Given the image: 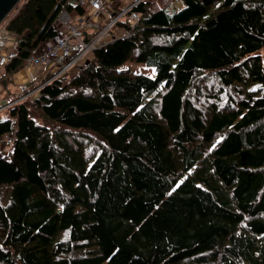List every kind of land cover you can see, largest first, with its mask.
Segmentation results:
<instances>
[{
    "label": "trees",
    "instance_id": "16d2710c",
    "mask_svg": "<svg viewBox=\"0 0 264 264\" xmlns=\"http://www.w3.org/2000/svg\"><path fill=\"white\" fill-rule=\"evenodd\" d=\"M62 10L86 5L22 0L6 17L11 97ZM131 11L123 35L0 111V264H264V0Z\"/></svg>",
    "mask_w": 264,
    "mask_h": 264
},
{
    "label": "built area",
    "instance_id": "2783aa9c",
    "mask_svg": "<svg viewBox=\"0 0 264 264\" xmlns=\"http://www.w3.org/2000/svg\"><path fill=\"white\" fill-rule=\"evenodd\" d=\"M86 1L89 9L82 14L72 16L62 10L55 21L54 36L43 41L40 49L26 59L25 68L33 71L32 80L36 84L30 88L26 81L18 83L17 91L20 97L17 100L34 97L49 80L83 64L95 49L105 45L117 21L127 17V20L133 23L138 19L139 15L131 9L142 0H135L121 7L117 13L112 10L109 0H80L81 3ZM88 30L93 31L92 35ZM18 55V37L7 30L3 21L0 24V66L7 65ZM38 74H44L42 79L48 74L51 75L40 81L36 78ZM14 102L5 103V107Z\"/></svg>",
    "mask_w": 264,
    "mask_h": 264
},
{
    "label": "crops",
    "instance_id": "0c3cea01",
    "mask_svg": "<svg viewBox=\"0 0 264 264\" xmlns=\"http://www.w3.org/2000/svg\"><path fill=\"white\" fill-rule=\"evenodd\" d=\"M119 1L122 2L120 5V7H121V6H125V5L129 4L133 0H119ZM88 31H89V33L93 32L92 30H88ZM123 31L124 30L122 28L117 27L114 31L111 32L110 40H112L114 37H119V36L123 35L124 34ZM90 35H92V33ZM39 49H40V47H39ZM43 75L44 74H38V75H36V78L42 79ZM33 78H34L33 77V71L31 69H26L24 67L21 70H19L18 72H16L12 77L13 87L10 88V90H12L14 93L13 96H15L17 94L16 86L18 83L23 82V81H32ZM13 96L11 97L10 91L7 92L6 90H4L3 88L0 87V111L1 112L5 111L6 107H4V104L6 102H9L13 98ZM5 142H4V138L1 139V141H0V155L3 152H6V143Z\"/></svg>",
    "mask_w": 264,
    "mask_h": 264
},
{
    "label": "rangeland",
    "instance_id": "374dc122",
    "mask_svg": "<svg viewBox=\"0 0 264 264\" xmlns=\"http://www.w3.org/2000/svg\"><path fill=\"white\" fill-rule=\"evenodd\" d=\"M11 13H12V11L10 12V14ZM260 53H262V54L264 53V48L262 50H260ZM92 56L93 55L90 54L88 56V59H91ZM1 69L2 68H0V71H1ZM118 69H120V70H127L128 69V70H131L133 72L142 73V74H145V75L150 76V77L156 76L155 67L153 65H150V64L145 63V62L126 61V62H123L122 64H120L118 66ZM5 114H6V112H5ZM1 138L3 139V137H1ZM4 142H5V140H4Z\"/></svg>",
    "mask_w": 264,
    "mask_h": 264
},
{
    "label": "water",
    "instance_id": "95a60500",
    "mask_svg": "<svg viewBox=\"0 0 264 264\" xmlns=\"http://www.w3.org/2000/svg\"><path fill=\"white\" fill-rule=\"evenodd\" d=\"M21 0H0V23L20 3Z\"/></svg>",
    "mask_w": 264,
    "mask_h": 264
},
{
    "label": "clouds",
    "instance_id": "9594fccd",
    "mask_svg": "<svg viewBox=\"0 0 264 264\" xmlns=\"http://www.w3.org/2000/svg\"><path fill=\"white\" fill-rule=\"evenodd\" d=\"M109 1L111 2V5H112V0H109ZM133 1H135V0H133ZM133 1H132V2H133ZM142 1H143V0H142ZM79 2H80V0H79ZM132 2H130V3H132ZM80 3H81V2H80ZM81 4L86 5V11L89 9V5H88L87 1H86L85 3H81ZM127 5H128V4H127ZM121 7H123V6H121ZM121 7H120V9H121ZM112 10H113V6H112ZM63 11H65V10H63ZM113 11H114V10H113ZM66 12H67V11H66ZM84 12H85V11H84ZM84 12H83V13H84ZM114 12H115V11H114ZM68 13H69V12H68ZM115 13H116V12H115ZM69 14H70V13H69ZM70 15H71V14H70ZM73 16H74V15H73ZM5 19H6V18H5ZM4 22H5V20H4ZM1 23H2V22H1ZM1 23H0V24H1ZM116 28H117V26H116L112 31H114ZM112 31H111V32H112ZM111 32H110V34H111ZM110 38H111V35H110ZM110 38L107 40V42L105 43V45L109 42ZM114 38H115V37H114ZM114 38H113V39H114ZM110 41H111V40H110ZM40 45H41V44H40ZM40 45H39V46H40ZM39 46L37 47L36 50H38ZM103 46H104V45H103ZM100 47H101V46H100ZM98 48H99V47H98ZM36 50H35V51H36ZM35 51H34V52H35ZM91 55H93V53H92ZM87 60H89V59L87 58ZM0 67H3V66H0ZM24 67H25V66H24ZM24 67H23V68H24ZM36 81H37V80H36ZM26 82H27V83H29V82H33L34 85L36 84L34 80H32V81H26ZM28 85H29V84H28ZM16 90H17V86H16ZM15 96H16V98H15L14 100H10L9 102H11V101L18 102L19 100H17V99L20 97V95L18 94V91H17V94H16ZM35 96H36V95H35ZM35 96H34V97H35ZM28 98H30V97H28ZM16 100H17V101H16ZM15 102H14V103H15ZM6 103H8V102H6ZM14 103H13V104H14ZM4 107H5V104H4ZM7 107H8V106H7ZM0 138H1V137H0ZM1 139H2V138H1Z\"/></svg>",
    "mask_w": 264,
    "mask_h": 264
}]
</instances>
